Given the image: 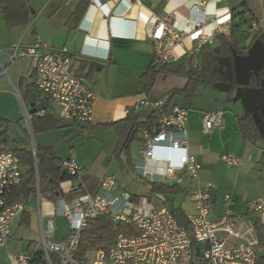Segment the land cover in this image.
<instances>
[{
    "label": "crops",
    "instance_id": "1",
    "mask_svg": "<svg viewBox=\"0 0 264 264\" xmlns=\"http://www.w3.org/2000/svg\"><path fill=\"white\" fill-rule=\"evenodd\" d=\"M24 1L26 9L30 8L26 15L28 21L25 24L10 26L0 12V48L4 49L13 43L20 42L22 45L46 43L57 49H67L74 55L72 64L74 72L86 75L95 93L92 100L91 119L87 123L76 125L65 121L62 126L45 129V121L58 119L53 112H49L44 118L32 116L29 120L32 133L65 130L63 136L76 133L80 137L78 143H75L76 146H71L70 152L64 153L63 156L58 155L51 145H42L35 141L38 146L49 147L61 159L74 158L83 169L78 176L60 184L61 193L58 195L67 197L70 193L69 189L79 185H83L82 192L100 191L99 178L104 174L112 175L116 179L118 186L112 191L115 195L126 191L131 197L142 198L145 195L141 193L142 187L145 188L146 193L149 192L150 185L133 168L135 163L142 161L141 142H139V155L132 157L130 166L132 173L123 174L119 181L111 172V165L115 161L113 152L118 142L116 133L111 127H101L97 124L124 118L135 107L138 93L142 90L147 89L146 93L150 99H159L166 94L170 96L171 90L182 89L187 84L188 78L183 73L160 71L147 86L149 80L145 73L152 66L153 59V41L150 33L153 16L155 14L169 15L175 27L185 33L181 44L175 46L173 50L174 60L178 61L182 57L189 58L195 54L194 57L197 58L198 63L213 66L212 71L218 75H216L217 81H201L189 103H186L180 94H174L169 101L171 104L187 108L186 131L190 153L200 164L198 180L211 181L215 184L212 191L211 217L217 219L221 216L223 196L229 194V207L239 213L255 230L258 221L255 214L248 211V203L258 197L263 190L264 143L245 141L240 135L237 122L238 118L250 115L264 135V45L262 44L264 36L260 39V36L264 35V27L255 33L248 32L250 20L264 21V0H205L200 12L194 10V0H124L120 4H118L119 0H98L100 3L107 4L108 14L106 15L100 9L90 8L83 20L82 16L92 0ZM77 9V14L70 19ZM233 13L237 14L234 18L235 25L240 24V18L249 21L236 29V39L239 45L245 48L244 53L240 54L227 49L226 43L231 36V30L228 33H221L224 36L223 39L215 35L209 46L195 52L193 47L196 36L201 33L213 34L216 26L231 24ZM205 14L216 19L207 21L197 28L192 20L201 18ZM111 15L114 16L113 19L109 17ZM114 20L117 21L115 25L117 32L122 22L131 21L132 35L111 34V22ZM80 22H82L81 25H79ZM217 46L220 47V52H213L215 56H211L209 51ZM224 53L231 58V61L227 63L228 66H223L225 64L217 60L218 55ZM237 56L240 60H237ZM0 57H4L2 52ZM243 58H251L255 64L246 65L250 72L246 73L244 80H241L237 76V67L240 62H243ZM257 58L261 60L260 64L255 60ZM215 59L216 62L213 63ZM226 62L225 60L224 63ZM216 66H220V69L215 70ZM222 67L225 68V72L227 70L230 72L227 77L222 75ZM15 70V79L22 84L17 79L19 64ZM215 109L222 110L223 125L206 131L202 116L205 112ZM150 113L151 110L148 107H141L137 112V118L139 121H144ZM228 153L237 157L236 164L231 166L226 164L222 156ZM156 165L161 166L162 163L152 160L148 163V168L154 170ZM176 176L179 182L168 177L164 183L179 185L184 189L182 194L174 197L166 195L171 198V201L168 198L164 199L163 195L155 196L162 202L165 200L166 205L173 204L174 207L180 208L187 215L193 212L194 205L186 193V188L195 185V182H191L181 171ZM136 177L143 182L135 180L138 179ZM160 178L157 176V179ZM125 187L128 190L124 189ZM45 196L39 202L36 192L30 195L25 204L26 208L22 211L28 213V221H25V215L21 212L11 223L10 229L13 223L30 225L32 218L30 202L36 197L39 235L40 224L45 225L51 214L53 201L57 197L51 199ZM255 232L258 237L256 230ZM68 234L69 230L60 239L53 238L61 240ZM10 240L9 234L6 247L0 248V264H10L7 256L10 253L8 248ZM37 240L30 238L25 245L19 243L18 246H23L20 252L30 250ZM4 249L7 250V254L1 251Z\"/></svg>",
    "mask_w": 264,
    "mask_h": 264
},
{
    "label": "built area",
    "instance_id": "2",
    "mask_svg": "<svg viewBox=\"0 0 264 264\" xmlns=\"http://www.w3.org/2000/svg\"><path fill=\"white\" fill-rule=\"evenodd\" d=\"M123 1L119 0L118 4ZM194 2V10L200 12L205 0ZM90 8L100 9L106 15L109 12L106 3L92 0L82 20ZM109 17L114 18L113 15ZM215 19L205 14L192 21L198 28ZM116 22H111V34L132 35L131 21L122 22L119 32L115 30ZM263 27V20H252L248 32L255 33ZM229 31L230 24H222L216 26L213 34L197 35L194 51L211 44L216 34ZM150 33L153 41L152 64L161 67L174 60L173 50L181 44L184 31L175 27L169 15L155 14ZM0 52L4 55L0 57V75H5L10 83L8 68H17L21 58L30 59L29 80L40 95L44 108L36 109L29 119L32 116H44L48 104L54 107L55 114L63 121L76 125L90 121L95 93L88 78L74 72V55L67 49H57L46 43L22 45L17 42L4 49L0 48ZM168 98L169 94L159 99H150L145 90L138 93L131 112L137 114L141 107L146 106L151 111H158L159 117L153 132L142 129V161L135 163L133 168L138 175L148 177L150 181L165 182L169 177L179 182L176 174L181 171L191 182H195V185L186 188L194 205L193 212L186 215L190 229H186L174 218L166 204L149 208L145 205L149 202L145 197L136 202L126 191L113 194L118 183L114 176L104 174L99 178L100 191L82 192L83 185H79L69 189L77 192L70 198L58 195L45 225L40 224L39 238L35 245L26 252L8 253L10 264H264V261L258 262L259 256L264 255V247L259 245L253 226L229 207V194L223 196L221 216L217 219L211 217L215 184L198 180L200 164L190 153L186 131L187 108L171 104ZM221 114V109L205 112L202 116L204 129L209 131L221 127ZM222 157L228 166L236 164L238 160L232 153ZM152 160L162 165H156L154 170H150L148 163ZM61 166L71 175L83 172L74 158H63ZM157 176L161 178L157 179ZM20 179L19 158L0 147V248L6 247L11 223L26 208L25 203L12 198ZM37 181L36 176V197L40 202L46 196L40 193ZM248 211L255 214L260 224H264V184L262 193L249 201ZM102 213L108 214L114 221L122 220L132 224L138 233H119L111 245L97 247L84 258H77L80 231L89 219ZM55 216H63L68 221L69 234L61 240L53 238L57 228Z\"/></svg>",
    "mask_w": 264,
    "mask_h": 264
},
{
    "label": "trees",
    "instance_id": "3",
    "mask_svg": "<svg viewBox=\"0 0 264 264\" xmlns=\"http://www.w3.org/2000/svg\"><path fill=\"white\" fill-rule=\"evenodd\" d=\"M30 10L26 9V4L24 0H0V12L4 15L8 25L25 24L27 23V12ZM78 12V9L73 12L70 19H72ZM237 14H231V36L227 41V49L229 51H236L240 54L244 53L245 48L241 47L236 39L237 27L241 24L249 22L243 18H240V24L237 26L234 24V18ZM251 22V20H250ZM249 22V23H250ZM218 38L223 39L224 36L221 33L216 34ZM215 36V37H216ZM210 44L202 46L203 49ZM237 45V46H236ZM240 46V47H239ZM211 56H215L213 53V48L209 51ZM192 54L189 58L182 57L178 61H170L165 63L161 67L152 66L147 70L145 76L149 80L148 85L154 80L155 75L160 71L173 72V73H183L187 76L188 81L184 88L171 90L170 97L174 94H180L186 103H189L192 97L197 91V86L201 81L213 82L217 81V74L212 71L213 66L205 65L204 63H198L197 58ZM216 59L213 60V63ZM186 63H188L186 65ZM77 74L83 75L80 72ZM217 75V76H216ZM87 77L86 75H84ZM147 91V89L145 90ZM25 98L28 102H36L40 100V95L34 89L33 85L29 82L25 89ZM49 105L46 104V114L40 116V118L46 117L49 114ZM38 117V116H33ZM159 117L158 111H151L148 118L144 121H139L137 114L128 112L126 116L122 119L98 123L97 126L101 127H111L117 136L118 142L113 152V159L118 163L120 168L124 166L132 165L131 156V145L132 142H141V131L142 129H147L149 132H153L156 127V121ZM3 119L0 118V121ZM87 123V122H86ZM65 121L60 118L45 121V129L62 126ZM237 127L240 132L241 137L245 141L250 142H260L264 143V135L260 132L258 125L255 123L250 115L238 118ZM129 132L127 140L124 142L127 133ZM124 142V143H123ZM11 151L20 160L21 167V179L19 184L15 187L13 192V200L22 201L27 204V198L36 192V176L38 189L41 194L47 195L49 198L54 199L58 194L61 193L60 184L63 181L72 179L78 175H71L61 166V158L52 152L49 147L38 146L34 143L33 149L26 148H15L6 149ZM264 150V144H263ZM35 152V153H34ZM264 153V151H263ZM143 178V177H142ZM150 185V190L144 195V197L150 201L152 196L159 195H170L174 197L175 195L182 194L183 188L177 184H166L164 182L150 181L148 178H143ZM77 194L76 191H70L67 198ZM134 201H138L140 196H132ZM171 201V199H169ZM165 200L163 201V203ZM165 204V203H164ZM172 215L174 218L183 224L186 229H190L189 221L186 218V214L178 207H174L172 204L171 208ZM25 215V221H28V213L26 211L22 212ZM255 230L258 234L259 245L264 247V224L259 222L255 225ZM136 234L138 229L132 224L126 223L122 220L114 221L112 218L105 213L99 214L98 216L88 220L87 225L80 231V238L78 244V250L76 252L77 258H84L88 252L91 250L111 245L117 234ZM192 240V245L195 244ZM34 246V244H33ZM264 261V255L259 256V261Z\"/></svg>",
    "mask_w": 264,
    "mask_h": 264
},
{
    "label": "rangeland",
    "instance_id": "4",
    "mask_svg": "<svg viewBox=\"0 0 264 264\" xmlns=\"http://www.w3.org/2000/svg\"><path fill=\"white\" fill-rule=\"evenodd\" d=\"M264 35L260 36L262 39ZM260 39L258 41H260ZM262 42V41H261ZM264 45V42L262 43ZM2 56V55H1ZM243 62H240L237 67V76L239 79L244 80V76H247L246 73L250 72L247 66L254 65L255 63L251 61V58H243ZM217 60L220 63H223L228 66V61H231L230 56L226 53L218 55ZM227 61L224 63V61ZM237 60H240L237 56ZM261 63V60L255 59ZM254 60V61H255ZM217 61V63L219 62ZM256 61V62H257ZM239 62V61H238ZM30 59L21 58L19 62V71L17 74V79H19L22 84L18 83L15 79L16 70L15 67L8 68V76L10 77L12 83L9 82L8 78L5 75L0 77V118L3 120L0 121V147H5L6 149H15V148H26L33 149L35 141L42 145H51L58 155L63 156L64 153L67 154L70 152L71 146H76L75 143H78L80 137L78 134H69L63 136L65 130H55L51 132H35L32 133L29 128V116L33 115L34 112H31L34 105L32 102H28L25 98V89L27 84L30 82ZM256 64V65H258ZM245 65L244 67H242ZM220 66H216L215 70H218ZM220 69V68H219ZM221 73L224 77H227L230 72L225 68H221ZM229 73V74H228ZM248 80V79H247ZM50 112L55 114V109L52 106L48 108ZM139 142L134 141L131 145V156L135 157L139 155ZM111 172L116 175L117 179L120 181L123 174L132 173L131 167L126 165L123 168L117 166V162L114 161L111 165ZM133 178V177H132ZM138 178V177H136ZM138 182H143L142 179H135ZM146 182V181H145ZM144 182V184H146ZM142 194H146L145 188L142 187ZM124 189H127L125 187ZM131 191V190H129ZM171 199L169 196H164V199ZM30 212L32 215L30 225L23 226L13 223L10 229V242L8 245L10 253L20 252L23 250V246H18V244L25 245L30 238H39L37 231V200L34 197L30 202ZM146 207H160L164 203L156 196H152L151 201L146 202ZM45 221V219H44ZM54 222L56 224V231L54 234L55 239H60L64 234L69 230L68 221L63 216H55ZM7 254V250H1Z\"/></svg>",
    "mask_w": 264,
    "mask_h": 264
},
{
    "label": "water",
    "instance_id": "5",
    "mask_svg": "<svg viewBox=\"0 0 264 264\" xmlns=\"http://www.w3.org/2000/svg\"><path fill=\"white\" fill-rule=\"evenodd\" d=\"M213 52H214V53H219V52H220V47H218V46L215 47V48L213 49ZM33 105H34V107H33V109L31 110V112L36 111V109H38V108H44V105H43L39 100H37L35 103H33ZM128 135H129V132H128L127 135H126V138H125L124 142L127 140ZM124 142H123V143H124ZM168 207L171 209V208H172V204H168Z\"/></svg>",
    "mask_w": 264,
    "mask_h": 264
}]
</instances>
